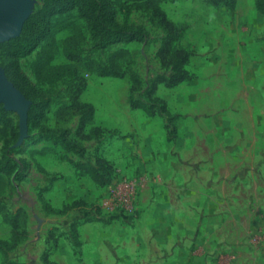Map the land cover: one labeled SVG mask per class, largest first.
I'll return each instance as SVG.
<instances>
[{
	"label": "rangeland",
	"instance_id": "obj_1",
	"mask_svg": "<svg viewBox=\"0 0 264 264\" xmlns=\"http://www.w3.org/2000/svg\"><path fill=\"white\" fill-rule=\"evenodd\" d=\"M48 1L25 0L20 30L0 39L11 92L0 95V264H264L259 0H98L128 33L101 48L65 6L12 55L7 43ZM167 43L191 75L172 86L158 80L172 73L159 56ZM177 208L179 222L167 216ZM14 213L25 234L8 247ZM168 223L186 247L164 245Z\"/></svg>",
	"mask_w": 264,
	"mask_h": 264
},
{
	"label": "trees",
	"instance_id": "obj_2",
	"mask_svg": "<svg viewBox=\"0 0 264 264\" xmlns=\"http://www.w3.org/2000/svg\"><path fill=\"white\" fill-rule=\"evenodd\" d=\"M65 6L76 7L82 14L91 33L92 42L95 47H105L109 43L124 38L128 34L127 31L108 24L107 18L111 12L98 0H49L45 5L46 12L40 11L25 20L20 35L14 39H11L7 43L8 51L12 53V55H19L26 52L30 48L42 27L43 15L48 13L49 10L58 9ZM257 8L264 12V1L259 0L257 2ZM161 20L167 30L170 32L174 31V26L171 22L167 21L163 17ZM134 34L133 37L136 38V33ZM159 56L163 64L172 66L171 75L167 79H158L159 81L164 82V84L168 86H172L191 77L188 70L183 67V64L187 60V56L185 51L182 49L171 50L167 43L159 50ZM4 71L5 75L9 80L12 81L13 85L29 96L26 87H24L23 84L19 82V79L16 78L11 66H6ZM100 73L111 74L106 67H102ZM157 100H159L157 97L153 98V101ZM32 106H34V104H32L31 107ZM133 107H141L147 111L149 110V107L138 102L133 103ZM0 110H2L1 103ZM66 144H68L70 148H77V146L74 144L70 145L68 141H66ZM4 216L11 225V238L10 241H1V243L11 247L18 241L21 235L25 234V229L23 228L24 222L23 219L20 218L19 213Z\"/></svg>",
	"mask_w": 264,
	"mask_h": 264
},
{
	"label": "water",
	"instance_id": "obj_3",
	"mask_svg": "<svg viewBox=\"0 0 264 264\" xmlns=\"http://www.w3.org/2000/svg\"><path fill=\"white\" fill-rule=\"evenodd\" d=\"M26 8L25 0H0V39L18 33ZM0 90L11 94L1 79Z\"/></svg>",
	"mask_w": 264,
	"mask_h": 264
},
{
	"label": "crops",
	"instance_id": "obj_4",
	"mask_svg": "<svg viewBox=\"0 0 264 264\" xmlns=\"http://www.w3.org/2000/svg\"><path fill=\"white\" fill-rule=\"evenodd\" d=\"M184 212V210H180V208L178 209H173V210H168V213H167V216H169L170 218L171 217H175L177 219V222H179V217L180 215H182ZM199 214H200V211H199ZM162 215H165L164 213H162ZM174 218V220H175ZM155 231L154 232V235H152V238L157 240L158 238L155 236L156 235V229L155 227L153 228ZM163 241L165 242L164 245H174L175 247H186V243L187 241H190V238L186 237V233H185V230L184 229H178L177 231L175 229H173V227L171 225H166L165 226V234H164V239ZM177 242V243H176ZM190 258V257H189ZM175 261H168L167 264H199L201 259L200 258H196V257H193L189 260H187L185 257H182V258H178L177 259H174ZM200 260V261H199ZM229 264H235V261L234 259H231L229 260Z\"/></svg>",
	"mask_w": 264,
	"mask_h": 264
},
{
	"label": "bare ground",
	"instance_id": "obj_5",
	"mask_svg": "<svg viewBox=\"0 0 264 264\" xmlns=\"http://www.w3.org/2000/svg\"><path fill=\"white\" fill-rule=\"evenodd\" d=\"M2 97L10 95L8 92H3L2 94H0Z\"/></svg>",
	"mask_w": 264,
	"mask_h": 264
}]
</instances>
